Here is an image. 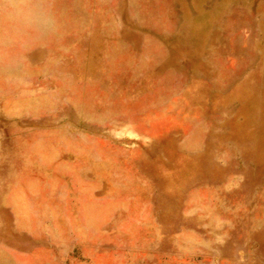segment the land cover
I'll use <instances>...</instances> for the list:
<instances>
[{"label":"rangeland","instance_id":"374dc122","mask_svg":"<svg viewBox=\"0 0 264 264\" xmlns=\"http://www.w3.org/2000/svg\"><path fill=\"white\" fill-rule=\"evenodd\" d=\"M4 56L0 264H264V0H0Z\"/></svg>","mask_w":264,"mask_h":264},{"label":"bare ground","instance_id":"6f19581e","mask_svg":"<svg viewBox=\"0 0 264 264\" xmlns=\"http://www.w3.org/2000/svg\"><path fill=\"white\" fill-rule=\"evenodd\" d=\"M23 28V27H22ZM24 29V28H23ZM12 32V31H11ZM8 52V51H7ZM2 58V60H0V62H3V63H6V62H8L11 58L10 57H1Z\"/></svg>","mask_w":264,"mask_h":264}]
</instances>
